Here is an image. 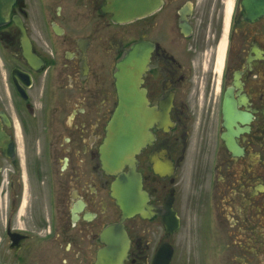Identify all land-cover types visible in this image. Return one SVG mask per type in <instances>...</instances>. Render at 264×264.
<instances>
[{
  "label": "flooded vegetation",
  "instance_id": "1",
  "mask_svg": "<svg viewBox=\"0 0 264 264\" xmlns=\"http://www.w3.org/2000/svg\"><path fill=\"white\" fill-rule=\"evenodd\" d=\"M244 1L0 13V264H264V15ZM132 44L151 125L122 208L104 147Z\"/></svg>",
  "mask_w": 264,
  "mask_h": 264
},
{
  "label": "water",
  "instance_id": "2",
  "mask_svg": "<svg viewBox=\"0 0 264 264\" xmlns=\"http://www.w3.org/2000/svg\"><path fill=\"white\" fill-rule=\"evenodd\" d=\"M13 1L0 0V13H8ZM106 2L113 22L128 23L133 21L136 15L150 12L153 0H106ZM244 4L246 9L255 16L264 15V0H245ZM145 64V55L138 59L135 45L132 44L124 52L123 57L116 62L113 74L117 104L108 125L105 150L110 172L117 175L113 196L122 208L123 205L118 202L121 197L119 190L121 187H125L126 196H135L136 194L135 190L139 181L135 175L133 158L140 145L147 139L151 124L150 116L145 112L143 102L140 112L138 111L140 73L144 71ZM124 165L129 167L127 174L121 171ZM125 213H134L133 206L127 205Z\"/></svg>",
  "mask_w": 264,
  "mask_h": 264
}]
</instances>
